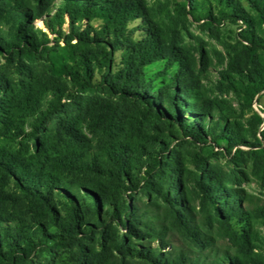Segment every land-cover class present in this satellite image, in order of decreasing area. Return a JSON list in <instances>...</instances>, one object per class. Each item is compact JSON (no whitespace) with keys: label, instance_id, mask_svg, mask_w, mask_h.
<instances>
[{"label":"trees","instance_id":"trees-1","mask_svg":"<svg viewBox=\"0 0 264 264\" xmlns=\"http://www.w3.org/2000/svg\"><path fill=\"white\" fill-rule=\"evenodd\" d=\"M248 3H179L209 28L239 26L220 76L241 109L264 92V0ZM181 35L146 0H0V264H43L35 253L53 248H66L70 264H264V203L246 205L248 172L169 147L188 137L255 148L251 175L264 188V127L250 141L241 113L207 95ZM197 53L212 62L207 49ZM162 59L179 68L156 87L146 67ZM88 118L97 148L82 132ZM44 134L80 147L50 155ZM26 140L28 152L15 147ZM87 173L95 180L69 176ZM138 187L158 212L139 205Z\"/></svg>","mask_w":264,"mask_h":264},{"label":"rangeland","instance_id":"rangeland-1","mask_svg":"<svg viewBox=\"0 0 264 264\" xmlns=\"http://www.w3.org/2000/svg\"><path fill=\"white\" fill-rule=\"evenodd\" d=\"M147 3L152 7L153 12L160 19H164L167 23L176 22V24L181 28V42L185 44H190L193 47L191 52V58L195 70L198 72L201 70L202 79L201 83L207 95L212 99L226 100L232 109L235 110V113H241L239 115V121L243 123L247 129L245 136L250 141L254 140L255 135L259 136V132L262 129V125H257L254 120L255 112H258L261 116H264V92L260 93L253 101L252 106L245 107L241 109L240 100L238 96L228 90L226 86L222 83V78L220 76V71L225 68V62L228 58V52L233 51L230 49V45L236 44V34L240 30L239 26L232 24L229 21H224L219 25H214L213 28H209L204 24L203 20H196L190 13H184L179 8V3H182L183 0H146ZM246 7L249 8L248 0H241ZM37 24H41L37 22ZM94 26H99L101 21L94 20L92 21ZM140 24V19L132 21L129 25L130 28L134 29V37L138 38L141 36V31L138 28ZM43 26V25H39ZM67 27V25H65ZM53 37V35H50ZM198 48H204L209 51L211 63L207 65L201 64L197 50ZM223 58V59H222ZM2 62V60H1ZM119 62V56H116V63ZM179 66L177 63L173 65H168V59H162L157 62H154L146 67V78L148 80H153V85L160 87L164 83L171 82L174 72L178 70ZM88 122L82 125V132L87 137L86 145L89 148H97L101 142L102 137L99 134V131L93 128H90L89 123L91 121L88 118ZM151 119V118H149ZM54 124V120H50L47 125V131H51ZM28 130L29 127L27 126ZM44 134V135H46ZM49 134V133H48ZM47 140L48 147L47 152L50 155H57L62 150L56 149V147H61L64 145L63 151L66 149L76 150L80 146L74 143H70L68 139H52L50 140L48 135L44 137ZM29 140L23 142H17L15 145L16 148L22 149L24 152H28ZM79 146V147H78ZM169 147L172 150L182 153V155L190 160L194 155H205L208 158V162L216 165L220 170L230 173L234 170L236 171H247L249 178L247 180H241V187L245 188L251 195L252 203L246 202V205L253 207L255 205H262L264 203V188L261 186L260 182L251 175L252 163L255 156L258 154L255 148H251L248 145H239L242 150L241 160L234 159L235 151L237 147L232 148L230 152L223 151L219 148H214L210 144L203 145L193 141L188 137L174 138L169 143ZM190 167H193L190 164ZM82 175L87 181H94L95 177L92 174H69L70 178L77 181L82 180ZM140 185V182L139 184ZM139 188V187H138ZM66 189V188H65ZM138 196L141 197V200L138 202L139 205L147 206L151 208L152 211L158 212L160 209L156 205L148 204L150 198L145 194H142L141 188L136 191ZM58 207L60 205L57 203ZM261 226L262 232L264 233V226ZM51 231H56L54 227L50 228ZM174 242L182 243L181 237L177 234L174 235ZM47 243H51L48 241ZM34 259L40 261L43 264H70L69 252L66 248L55 249L51 251L36 252Z\"/></svg>","mask_w":264,"mask_h":264},{"label":"built area","instance_id":"built-area-1","mask_svg":"<svg viewBox=\"0 0 264 264\" xmlns=\"http://www.w3.org/2000/svg\"><path fill=\"white\" fill-rule=\"evenodd\" d=\"M264 127V123H263V125H262V128Z\"/></svg>","mask_w":264,"mask_h":264}]
</instances>
